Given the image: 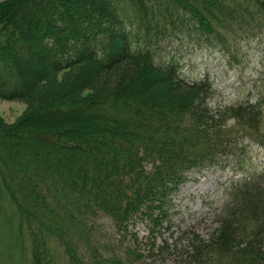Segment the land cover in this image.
<instances>
[{
    "label": "trees",
    "instance_id": "16d2710c",
    "mask_svg": "<svg viewBox=\"0 0 264 264\" xmlns=\"http://www.w3.org/2000/svg\"><path fill=\"white\" fill-rule=\"evenodd\" d=\"M256 38L264 0H0V98L27 104L0 117V238L22 264H60L53 240L64 264H264V74L213 107L212 80L185 79L174 52L189 40L242 68ZM210 167L239 179L209 237L131 233L170 230L172 194Z\"/></svg>",
    "mask_w": 264,
    "mask_h": 264
},
{
    "label": "rangeland",
    "instance_id": "374dc122",
    "mask_svg": "<svg viewBox=\"0 0 264 264\" xmlns=\"http://www.w3.org/2000/svg\"><path fill=\"white\" fill-rule=\"evenodd\" d=\"M242 45L244 53L248 55L247 62L242 68L227 65L226 59L218 50L194 48L189 40L174 47V52L181 61L185 79L195 80L206 77L212 80L214 93L210 98V104L213 107L227 105L241 97H246L244 91L249 88L248 82L257 80L259 74H264V42H260L258 38L246 39ZM26 109L27 104L24 101L0 98V117L9 123L16 121ZM252 146L254 148L252 149V161L255 164L263 162L264 147H259L254 143ZM256 166L254 165V167ZM238 179L239 175H234L231 170L224 167H210L190 172L179 189L172 194L173 206L170 210V219L165 223V226L172 225L170 230L162 228L158 234L151 235L152 225H149L146 220H137L130 227V231L150 246L154 242L157 247L158 244L167 240L166 247L169 246L171 249L176 245L175 241L178 239L183 240L182 243L185 244L190 232H196L207 238L217 226L216 215L227 200V185ZM5 209L11 211L12 207L7 205ZM103 229L107 236L111 234L116 236L112 225H103ZM3 231V240L0 238V242H5L7 247L3 250L2 258L0 254V264H22V253L10 250V245L13 242L8 233L11 231L8 228ZM172 233H174V237L178 236V238L169 239L168 237ZM51 243L56 258L60 264H64L66 258L63 249L56 241L53 240ZM168 255L162 254L150 261L155 264H178L168 258Z\"/></svg>",
    "mask_w": 264,
    "mask_h": 264
}]
</instances>
